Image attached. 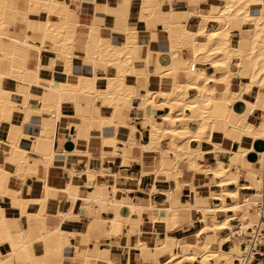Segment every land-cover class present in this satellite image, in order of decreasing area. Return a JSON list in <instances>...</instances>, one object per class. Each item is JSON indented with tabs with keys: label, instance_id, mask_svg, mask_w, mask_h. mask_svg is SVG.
<instances>
[{
	"label": "bare ground",
	"instance_id": "1",
	"mask_svg": "<svg viewBox=\"0 0 264 264\" xmlns=\"http://www.w3.org/2000/svg\"><path fill=\"white\" fill-rule=\"evenodd\" d=\"M24 1L29 12L38 16L34 25L29 22L30 13L19 12L16 0H0V62H10L7 71L0 68V126L3 121L11 124L7 140L0 136V146L2 143L7 145L5 160L0 159V195L7 197L9 203L18 207L22 214L36 217L39 229L36 233L18 226L12 230L7 223L5 209L0 205V247L7 245L5 252L0 251V264H69L64 261V246L69 245L70 235L76 234L62 227L69 213L59 209L61 221L57 227L50 229L46 224V205L49 198L58 197L60 193L65 194L72 205L84 197L77 184L79 174L65 164L63 167L70 172L65 185L48 184V174L54 170L55 159L69 154L54 148L58 122L61 121L64 127L71 122H67L71 118L76 119L74 121L79 125V134L74 138L77 146L87 143L92 129H98L101 131L102 147H112L111 156L125 154L118 152L119 142L125 148L130 146L142 153L158 151L160 157L154 160L153 168L155 176L163 171L177 180L175 190H164L169 197L167 206H147L154 211L153 221L159 220L166 226L164 239L151 254L157 260L154 264H238L236 259L241 258L243 252L241 239L252 233L250 228L264 227V220L260 219L255 208L264 190V151L257 153L252 147L255 139L264 140V0H194V8L185 11L183 21L173 7V1L189 0H139L138 8L133 7V0ZM86 1L94 3L93 21L88 25L70 17L71 12L78 13L80 17L82 4ZM163 1L167 5L165 10L160 8ZM202 3H208L205 13L196 8ZM105 7L114 8L111 14L115 21L124 22L121 28L124 39L113 44L101 37L95 45H90V37L100 28L96 18L102 15ZM214 7L216 11L211 13L210 9ZM9 10L14 15L6 19ZM192 15L200 16L201 21L188 27L186 21ZM139 20L146 23L145 31L136 27ZM210 21L216 25L209 29L207 25ZM157 23H162L163 32L168 34L170 45L167 52L152 45V38L155 37L152 32ZM17 24L25 28L19 35L11 32ZM82 26H86V30L80 32ZM233 31L247 34V48L239 47V37L233 35ZM140 33H149L150 38H141ZM46 41L55 47L47 48ZM77 43L83 44L82 53L75 52ZM46 49L52 50L54 57L43 64ZM184 50L189 51V56L183 55ZM33 52L36 53V63L31 67ZM58 60L63 66L60 70L55 69ZM84 61L89 63L90 72H75L74 63L82 65ZM100 62L107 68L103 76L98 74ZM45 65L51 69L48 77L41 75ZM207 66L213 67L215 73H208ZM56 71L64 72L65 79L56 80ZM231 73H237L243 81L233 83ZM139 79H144L146 84L142 93L136 91ZM5 80L14 81L15 85L5 87ZM153 83L161 89H151ZM216 83H224L225 90L218 92ZM190 89L197 92L189 95ZM158 97L163 99L157 101ZM99 99L102 100L100 107L109 109L110 114L97 111ZM139 99L143 100L141 111L148 125V143L138 141V129L135 121L132 122ZM34 100L41 105H32ZM65 103L72 105L70 113L63 111ZM157 105L166 109L161 122L154 118V107ZM20 108L23 110L20 111ZM117 109L121 112L118 118L115 117ZM14 111L21 113L20 120L14 117ZM34 114L39 115V131L32 135L24 131V126ZM256 114H259L261 123H256L253 118ZM187 121L195 123L191 127ZM106 127L111 130L108 136L103 135ZM218 136L230 139L231 143L237 141L239 149L223 147L217 142ZM165 137L176 139V147H163L161 140ZM192 140L200 143L198 149L190 150ZM43 142L49 144L44 145ZM27 144L32 146L27 147ZM206 145L210 148L206 149ZM125 148L122 150L125 151ZM166 149L173 153L171 159L164 156ZM30 151L35 155H31ZM207 151L217 158L221 153L225 160L218 159L215 165L200 163L199 155L207 154ZM73 152L81 150L76 148ZM89 153L91 158L93 154ZM182 160L190 164L192 177L189 185L193 192L197 190L198 182L203 181L211 191L205 199L218 202L198 205L192 200L187 204L179 203V207L173 205L186 184L179 182V175H182L179 162ZM128 161V157H123L122 163L127 164ZM5 164L14 165L15 171L8 170ZM39 168L44 175L36 178L43 193L37 198H23L22 188L15 187L10 179L12 176L23 178L36 174ZM86 169L91 171L89 166ZM205 176H211V179ZM250 176L251 182H240ZM195 177H199L197 182ZM230 185L234 187L227 188ZM99 188L101 196L93 199L94 203L99 206L108 203L114 214L107 219L101 216L94 219L106 227L110 225L106 229L108 235L119 236L125 222L139 226L145 207L136 204L130 197L126 201L117 199L119 189L114 184L111 189L107 185H100ZM242 189L253 190L254 194H244ZM87 199L92 200L90 196ZM30 203L40 206L38 213L27 212ZM192 211L201 213L203 225L182 243L183 239L179 240L171 231L183 222L192 223ZM69 212L72 213V210ZM124 212L127 217H124ZM133 213H137V217H133ZM221 213L224 217L218 220L217 215ZM224 230L229 231L225 239L233 243L230 252L212 248V243ZM136 231H139L138 228ZM86 235L92 241L90 234ZM202 235L205 237L199 239ZM209 235L213 236L212 240ZM148 245L140 239L135 248ZM36 246L42 248L41 253H37ZM179 247L182 249L178 252ZM165 255L168 257L161 260ZM103 258L102 251L97 255L85 251L79 264H93ZM108 260L107 264H114Z\"/></svg>",
	"mask_w": 264,
	"mask_h": 264
},
{
	"label": "crops",
	"instance_id": "2",
	"mask_svg": "<svg viewBox=\"0 0 264 264\" xmlns=\"http://www.w3.org/2000/svg\"><path fill=\"white\" fill-rule=\"evenodd\" d=\"M17 7L19 8V12L23 14H29V10L27 9V3L24 0H16ZM20 1V2H19ZM173 7L178 10V15L180 19L183 21L185 16V11L191 8H194L195 3L194 0L189 1H173ZM187 2V3H186ZM140 1L133 0V7L138 8ZM208 3H202L200 5H196V8L200 12H207L208 10ZM89 8V9H88ZM160 8L165 10L167 8L166 3L163 1ZM26 9V10H25ZM87 9V10H86ZM113 9L111 7H105L102 10V15L97 16L96 22H98L100 28L90 37V45H95L101 37L110 40L113 44H117L120 39H124L122 34L121 28L124 26V22L115 21L113 14ZM86 10V11H85ZM211 13L216 11V8L210 9ZM94 3L92 2H84L82 4L80 10V17L78 13L71 12L70 17L74 20L79 19L83 24H90L93 19L92 15L94 14ZM112 12V14H111ZM14 15L12 10H9L5 18L11 19ZM37 14L30 13L29 22L30 24L34 25L37 22ZM201 21V17L198 15H192L188 21H186L187 26L190 27L192 25H198ZM216 23L210 21L207 27L210 29L214 27ZM115 26V28L113 27ZM136 27L141 30H146V23L142 20H139L136 24ZM163 24L157 23L155 29L152 33H155V37L152 38V45L164 48V52L168 51L170 40L168 38V34L163 32ZM25 28L21 24H17L16 26L12 27L11 32L13 34L19 35L21 31H24ZM80 32L86 30V26H82L79 28ZM79 33V32H78ZM80 34V33H79ZM77 34L76 36H78ZM239 37L238 45L241 48H247L249 46V39L246 33L240 35L238 31H233V35ZM139 36L144 39H149V33H140ZM46 47H55L51 45L49 41H46ZM44 58V53H42V62L43 64H47L49 62V58L54 57V53L50 49H46ZM76 53L83 52V44L77 43L75 46ZM185 51V53H184ZM183 55L189 56V51L184 50ZM44 60V61H43ZM2 62V64H1ZM0 62V68L4 71H7L10 68V62L3 60ZM36 63V53L33 52V56L31 58L30 66L34 67ZM45 65L42 67L41 75L44 77H48L51 74V69ZM99 70L98 74L100 76L105 75L107 68L104 63H98ZM6 67V68H5ZM62 62L60 60L57 61L55 65L56 70H60L62 68ZM74 71L79 72H90L89 63L85 62L81 65L74 63L73 65ZM206 71L208 73H215V70L211 66L206 67ZM110 72H113V69H110ZM46 73V74H45ZM233 78V83L237 84L242 82L237 73H231L230 75ZM55 78L58 81H62L65 79V74L62 71H56ZM6 82V83H5ZM215 84V89L218 92L224 91L226 85L224 83ZM15 85L14 81L5 80L4 86L8 88H12ZM144 79H139L136 85V91L142 93L143 87L145 86ZM220 86V87H219ZM223 88H222V87ZM217 87V88H216ZM151 89L157 90L161 89V87L153 83L150 86ZM221 88V89H220ZM197 91L195 89L189 90V95H194ZM163 99V97H158V100ZM36 103V104H35ZM32 105L39 106L41 103L38 101H33ZM102 104V100L99 99L97 101L96 109L108 115L110 114V110L107 108H102L100 105ZM142 104L143 100L139 99L136 103V107L134 109L135 117L132 119V122L135 121L137 131H136V138L141 143H148L150 141V137L146 131L148 129V125L146 121L143 119L142 116ZM72 105L69 103L63 104V111L70 113L72 111ZM163 108V109H162ZM23 109L20 108V111ZM166 112V109L160 105L154 107V118L159 121H162V116ZM189 113V111H186ZM121 112L119 109L115 111V117H120ZM258 116V118L256 117ZM253 116L256 119V123H261V118L259 114ZM15 118H21V113L19 111H14ZM37 118V119H36ZM39 115L34 114L31 117V120L28 124L24 126V131L33 134L38 133L39 126L37 124V120ZM159 119V120H158ZM20 120V119H19ZM76 119H68L67 122L71 121L68 125L62 126L61 121L58 122L57 130L54 138V148L59 152H67L69 153L67 156L64 157H57L54 161V170L50 171L48 174V184L57 185L62 187L65 185L68 177L70 176L69 170L63 167L65 164L70 169H75L79 174V178L77 180V184L81 187L80 190L84 197H80L74 205H72V201L66 197L65 194L60 193L58 197H51L48 199L46 205L47 217H46V224L50 229H53L58 226L60 223V216L58 215L59 209L62 212L69 213V217L65 218L62 224V227L72 233H76L74 236L70 235V243L69 245L66 244L64 246V261L69 264H79V262L83 259L84 252L89 251L92 255L99 254V251L103 252V260L94 261L93 264H107L108 259L114 262V264H154L157 260L152 257L153 250L158 246V244L164 239L166 234V226L165 223L156 220L153 221L154 211L152 209H147L149 205H155L158 207H165L169 204V197L165 193L164 190H175L177 187V180L172 178L168 173H164L163 171L158 172L155 176L154 172V160L160 157L158 151L153 152H141L139 150H135L133 147H124L122 142H119V153H125L123 156H111L112 155V147L105 146L102 147L101 145V131L98 129H92L90 139L87 143H79L77 146L76 142L74 141L75 137L79 134V125L75 122ZM159 121V122H161ZM189 126H193L194 121H187ZM10 122L3 121L0 126V136L2 139L7 140L8 132L10 129ZM63 127V128H62ZM100 132V133H99ZM111 133L110 128L103 130V135L108 136ZM65 139V140H64ZM218 139V140H217ZM217 142L221 143L225 148H231V150H238L239 143L237 141L230 142V139L222 138L221 136L217 137ZM221 139V140H220ZM61 140V141H59ZM226 140V143H225ZM230 142V143H228ZM62 143V144H61ZM224 143V144H223ZM42 144L48 145L49 142H43ZM86 144V145H85ZM177 141L170 137H165L161 140V145L165 148L172 147L175 148ZM229 144V145H228ZM29 145V146H28ZM61 145V146H60ZM31 144H27V147H31ZM200 146L198 141H191L189 144L190 150H196ZM229 146V147H228ZM60 147V149H58ZM102 147V148H101ZM206 149L210 148L209 145L205 146ZM253 150L257 153L264 151V140L257 138L252 143ZM64 148V149H63ZM81 150V152H73L74 149ZM125 148L123 151L122 149ZM68 150V151H67ZM71 151V152H69ZM123 151V152H120ZM131 151V152H130ZM73 152V153H72ZM88 152V153H87ZM93 155L90 158V153ZM7 153V145L6 143H2L0 146V159L5 160V156ZM85 153V154H84ZM31 155H35L33 151H30ZM128 154V155H127ZM141 154V155H140ZM164 156L171 159L173 157V153L166 149L164 152ZM123 157H128V162H123ZM142 159V161H141ZM218 159L225 160L220 153L218 158L209 154L201 153L198 157V161L202 164L207 165H215L218 162ZM64 162V163H63ZM91 168V171L87 170V167ZM5 167L14 172L16 167L11 164H5ZM190 164L182 160L179 162V169L182 175H179V182H186L183 186L182 190L179 194V199L175 200L173 205L179 207V203L187 204L192 200L196 201L199 204H213L218 202V200H206L205 196L207 193H210L208 187L205 185L203 181L198 182L197 190L193 192L189 185V181H191V172H190ZM103 173H102V172ZM101 172V173H100ZM142 173V174H141ZM37 174V175H36ZM32 173L26 175V177H18L12 176L10 179L11 184H13L17 188H22L21 196L23 198H37L43 192L41 187L39 186L40 183L38 182L36 176L42 177L44 175V171L39 168L37 173ZM212 175V174H210ZM206 179H211V176H205ZM251 176L245 177L240 182L241 183H249L251 182ZM199 177H195L194 181L197 182ZM116 185L118 187V192L116 198L119 200L126 201L127 198H131L133 202L136 204L142 205L145 207L142 214V221L139 223V226L135 223H127L123 225L122 233L119 236L116 235H108L107 227L102 225L96 218L97 216H101L102 218H109L113 216L114 211L112 207L108 203H103L101 206L94 203V200L100 198V185H107L109 189L112 188V185ZM234 185H230L227 188H233ZM155 188V190H154ZM242 192L247 195H253L254 191L251 190H243ZM93 200H88L87 198ZM230 201V199H228ZM150 203V204H149ZM0 205L5 209V216L7 219V223L12 230H15V226L17 228H27L29 229L30 233H36L39 229L38 221L36 217H28L26 214H22L18 207L12 206L9 203V199L3 195H0ZM36 203H30L27 207V212L36 214L40 210L39 205ZM74 206V207H72ZM148 206V207H147ZM71 207L73 209H71ZM72 210V213L69 211ZM21 213V214H20ZM124 217H127L128 214L124 212ZM227 214H232V212H228ZM21 215V216H20ZM133 217H137V213L132 214ZM191 216L193 218V222H183L181 223L176 229L171 231V234L176 236L179 240L186 242V238L192 236L197 230H199L203 223L201 221V213L198 211H192ZM13 217V219H12ZM224 217V214L217 215L218 220H221ZM11 219V220H10ZM15 219V220H14ZM13 220V221H12ZM32 225V226H31ZM34 225V226H33ZM14 227V228H13ZM33 228V229H32ZM138 228V232L136 230ZM228 231V230H224ZM221 231L218 236V240L212 243V248L215 250H222L230 252L233 249V243L227 241L225 237L229 233V231L223 235ZM134 232V233H133ZM85 233V234H83ZM92 238V241H89L88 235ZM131 233V235H130ZM139 235V236H138ZM205 235H202L199 239L204 238ZM210 240L213 239L212 235L208 237ZM141 239L142 241L147 242L149 245L144 246L142 248H135L137 241ZM1 241V237H0ZM230 242L229 246L227 247L226 243ZM71 244V245H70ZM96 247V248H95ZM131 247V248H130ZM227 247V248H226ZM95 248V249H94ZM7 249V245H3L0 247L1 252H5ZM88 249V250H87ZM182 247H179L176 251H181ZM37 253L42 252V248L40 246H36ZM178 251V252H179ZM67 254V255H66ZM139 254V255H138ZM168 255H165L163 259L167 258ZM52 260H56L55 258ZM195 264H199L196 262Z\"/></svg>",
	"mask_w": 264,
	"mask_h": 264
},
{
	"label": "built area",
	"instance_id": "3",
	"mask_svg": "<svg viewBox=\"0 0 264 264\" xmlns=\"http://www.w3.org/2000/svg\"><path fill=\"white\" fill-rule=\"evenodd\" d=\"M249 190L250 189H243ZM260 214V219L264 220V190L261 198L255 206ZM235 222V221H233ZM252 233L245 239H241L242 255L236 259L238 264H264V227L257 226L255 229L250 228ZM230 244L227 242L226 245Z\"/></svg>",
	"mask_w": 264,
	"mask_h": 264
},
{
	"label": "rangeland",
	"instance_id": "4",
	"mask_svg": "<svg viewBox=\"0 0 264 264\" xmlns=\"http://www.w3.org/2000/svg\"><path fill=\"white\" fill-rule=\"evenodd\" d=\"M158 120H159V119H158ZM159 121H161V120H159ZM175 140H176V139H175ZM232 222H233V221H232ZM235 222H236V221H235ZM235 222H233V223H235ZM227 232H228V231H224L222 234L225 235ZM228 246H229V244L227 245V247H228ZM227 247H226V248H227Z\"/></svg>",
	"mask_w": 264,
	"mask_h": 264
}]
</instances>
